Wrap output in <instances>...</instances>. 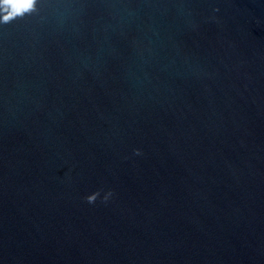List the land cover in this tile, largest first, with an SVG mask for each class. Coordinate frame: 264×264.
Returning <instances> with one entry per match:
<instances>
[{
    "label": "water",
    "instance_id": "95a60500",
    "mask_svg": "<svg viewBox=\"0 0 264 264\" xmlns=\"http://www.w3.org/2000/svg\"><path fill=\"white\" fill-rule=\"evenodd\" d=\"M0 264H264V0L0 23Z\"/></svg>",
    "mask_w": 264,
    "mask_h": 264
},
{
    "label": "clouds",
    "instance_id": "9594fccd",
    "mask_svg": "<svg viewBox=\"0 0 264 264\" xmlns=\"http://www.w3.org/2000/svg\"><path fill=\"white\" fill-rule=\"evenodd\" d=\"M37 0H0V23H10L13 19L24 14H30L36 11ZM135 152L139 154V149ZM100 195V190L88 194L85 199L88 203H94ZM112 195L109 190L103 196V200L107 201Z\"/></svg>",
    "mask_w": 264,
    "mask_h": 264
}]
</instances>
